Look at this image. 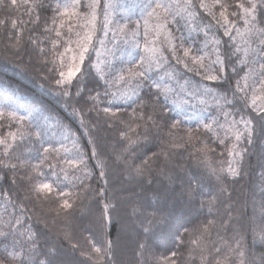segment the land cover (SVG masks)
<instances>
[{
	"label": "snow or ice",
	"instance_id": "obj_1",
	"mask_svg": "<svg viewBox=\"0 0 264 264\" xmlns=\"http://www.w3.org/2000/svg\"><path fill=\"white\" fill-rule=\"evenodd\" d=\"M116 8L114 0H0L3 52L76 118L58 123L55 139L19 104L0 107V174L11 173L10 187L0 188V264H56L54 250L37 242L40 226L48 229L49 217L68 223L90 197L105 236L104 222L132 202L142 264H264V251H254L264 248V0H127L122 14ZM102 127L115 134L111 144ZM258 140L259 188L246 180ZM154 180L178 181L173 200L198 204V223L182 227L172 211H144L134 198ZM165 226L177 247L145 257ZM83 228L85 244H72L80 264H112L114 241Z\"/></svg>",
	"mask_w": 264,
	"mask_h": 264
},
{
	"label": "trees",
	"instance_id": "obj_2",
	"mask_svg": "<svg viewBox=\"0 0 264 264\" xmlns=\"http://www.w3.org/2000/svg\"><path fill=\"white\" fill-rule=\"evenodd\" d=\"M2 49L3 45L0 44V82L8 86L11 91L18 92L21 99L27 101V104L21 101L25 107L36 109L37 106H43L46 108L47 116L44 115L47 119L40 120L44 126L47 124V120H57L58 123L63 122L64 124L75 123L76 118L72 115L71 109L65 106L63 100L57 97L53 90L42 87V82L34 73L24 71L23 66L17 64L18 57L6 54ZM27 60L28 57L24 56V61L27 62ZM3 90L0 88V102L2 100L7 102L3 94H13L11 92L6 93ZM0 107L5 106L0 105ZM98 135L100 137L107 136V143L111 144L112 137L115 134L107 132L102 127ZM259 145L260 142L258 140L256 155L251 157V164L253 166L251 175L246 177V180H250L257 188L260 186L259 168L256 166L260 152ZM217 151L219 152L220 149H217ZM184 156L187 157V153H184ZM179 162L194 168L190 160H180ZM10 179L11 173H8L7 177L0 174V188L8 189L10 187ZM95 183L93 182V186H95ZM243 183L245 181H241V184ZM178 184V181L173 184L165 180L161 184L159 180H154L151 188H147L139 197H135L134 199L138 198L142 201L144 211L151 212L153 208H163L167 211H172V220L178 226L192 228L198 223V219L195 218V207H198V204L190 209L184 206L178 199L173 200V196L180 191ZM237 188H239V185H237ZM15 191L14 189L13 192L15 193ZM119 195L120 193H117V196ZM13 198L15 199V195ZM17 203L19 202L17 201ZM0 207H2V202H0ZM28 207L31 208V205H28ZM100 211L101 209L94 202V197H90L83 204L77 206L74 215L66 224L57 223L53 225L51 217H49V228L45 230L42 225L40 226L43 234L38 237L37 242L41 249L46 252L53 253L54 250L53 259L56 261V264H80L83 257L80 256L79 251H73L72 244H79L81 246L85 244V238L90 233L84 231L83 226H88L93 232L97 233V237L100 240L110 238L114 241V260L112 264H142L144 258L139 256L138 253L140 251L139 244L144 239L143 229L140 226V217L134 215L132 212V202L120 203L117 211L112 213L113 222H104L107 225L106 231L110 233V236H105L103 233L97 231ZM35 222L36 218L33 214V223ZM65 233L71 235L72 239H66ZM249 242H251V236H249ZM176 247L174 236L170 230L166 226L157 228L150 243L152 255L145 253V257L151 259L153 255L155 257L168 255ZM254 251L258 255L264 251V248L258 246Z\"/></svg>",
	"mask_w": 264,
	"mask_h": 264
},
{
	"label": "rangeland",
	"instance_id": "obj_3",
	"mask_svg": "<svg viewBox=\"0 0 264 264\" xmlns=\"http://www.w3.org/2000/svg\"><path fill=\"white\" fill-rule=\"evenodd\" d=\"M114 2L117 4V8H116V13L117 15L122 14V10L120 8L121 4H126L127 0H114ZM196 34L193 33V37L195 38ZM5 91V90H3ZM8 92H11L13 95L11 94H3V96L6 98L7 102H4L3 100L0 102L1 106H15L16 104H19L21 106V108L26 109L27 111H30L33 113L34 116H36L39 120H44L47 119V117H45V115L47 116L46 112L47 111H41L40 107H36V109L33 108H27L25 107L22 102H27L24 99H21V96L19 94H15V92L11 91L8 88ZM22 101V102H21ZM210 104L212 103L211 100L208 101ZM27 104V103H26ZM23 114V113H22ZM45 114V115H44ZM202 115H206V113L202 114ZM47 124L45 125V127H47L49 129V135L52 136L55 139H59V137H56L54 135L55 133V129L58 125V121H53V120H47ZM70 146V142L69 145Z\"/></svg>",
	"mask_w": 264,
	"mask_h": 264
}]
</instances>
